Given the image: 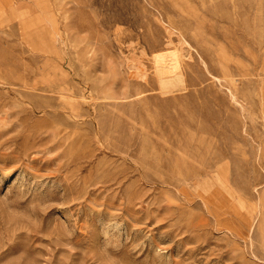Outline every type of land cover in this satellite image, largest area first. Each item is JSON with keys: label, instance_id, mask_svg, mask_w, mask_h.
Instances as JSON below:
<instances>
[{"label": "rangeland", "instance_id": "1", "mask_svg": "<svg viewBox=\"0 0 264 264\" xmlns=\"http://www.w3.org/2000/svg\"><path fill=\"white\" fill-rule=\"evenodd\" d=\"M0 264H264V0H0Z\"/></svg>", "mask_w": 264, "mask_h": 264}, {"label": "bare ground", "instance_id": "2", "mask_svg": "<svg viewBox=\"0 0 264 264\" xmlns=\"http://www.w3.org/2000/svg\"><path fill=\"white\" fill-rule=\"evenodd\" d=\"M168 56L166 54H162V55L160 54L159 57H158V61L160 63H162V64H163V62H167V64H166L167 65V68L166 69L168 71H172L174 73L176 72V75H173L174 74L173 73L172 74L173 75L172 77H170V75L167 76V77H164L165 79H163V85L164 86H168L170 88L171 87H174L175 88V87H177L178 85H180L183 82H182V78H181L179 72L177 73L178 68H179L178 67L179 65L177 63V59H175L174 57H172V56H174V54L171 55L172 58H170V56L169 57ZM161 69H163V68H161ZM162 74H163V72H162Z\"/></svg>", "mask_w": 264, "mask_h": 264}]
</instances>
